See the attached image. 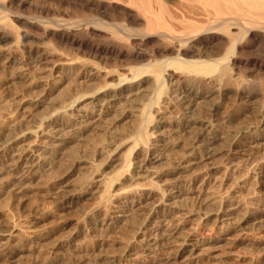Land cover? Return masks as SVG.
<instances>
[{
  "label": "bare ground",
  "instance_id": "6f19581e",
  "mask_svg": "<svg viewBox=\"0 0 264 264\" xmlns=\"http://www.w3.org/2000/svg\"><path fill=\"white\" fill-rule=\"evenodd\" d=\"M35 70L56 81L49 87L51 92L62 87L61 99L50 103L45 91L13 98L12 118L45 104L51 111L34 131L16 135L13 125L0 128V194L8 188L13 196L29 192L67 149L89 134L133 123L134 140L114 149L107 145L98 152L105 155L103 170L123 168L118 181L130 180L134 186L119 192L115 180L97 170L80 191L60 196L58 208L70 210L83 198L98 201L94 211L102 213L97 225L105 235L147 211L135 241L120 256H126L128 264H198L228 240L224 236L209 242L195 230L186 231L187 222L175 215L183 212L177 207L179 201L189 196L202 205L209 201L214 194L207 188L209 180L233 168L247 132L231 134L223 149L214 146L217 136L208 137L199 153L193 149L176 168L155 173L162 181L160 188L153 183L145 188L143 182L153 176L150 166L163 161L158 151L166 113L156 119L154 112L163 113L168 104L180 108L183 119L170 125L191 128L197 139L215 130L221 117L220 100L264 107V0H0V84L21 78L30 81ZM197 103L206 107L198 111ZM259 123L263 139L264 112ZM141 145L147 156L139 161L133 154ZM263 176L264 169L256 168L238 186L243 189L250 179ZM153 194L158 202L145 210L144 202ZM216 202L221 212L214 227L222 224L230 233L264 216H246L235 223L241 201L228 197ZM150 220L163 228L162 235L154 230L148 234ZM42 221L34 216L30 225L36 227ZM24 232L17 226L0 225V257L13 242H19L17 248L23 245ZM138 247L142 254L137 253ZM17 248L18 254L29 250ZM165 249H175V254L165 258L161 253ZM142 255L147 261H139ZM12 258L6 263L14 264L16 258Z\"/></svg>",
  "mask_w": 264,
  "mask_h": 264
},
{
  "label": "rangeland",
  "instance_id": "374dc122",
  "mask_svg": "<svg viewBox=\"0 0 264 264\" xmlns=\"http://www.w3.org/2000/svg\"><path fill=\"white\" fill-rule=\"evenodd\" d=\"M44 49L49 53L48 49ZM37 71H32L30 81L26 78H21L13 83L0 84L1 129L13 125V131L16 135L26 131H34L41 125V118L46 117L51 111L50 105L45 104L37 111L28 110L27 113L18 114L12 118L14 115L13 98L16 95L21 97L38 96L45 91L50 94L48 95V102L52 103L61 99L62 92L60 91L62 87H59L57 91L51 92L50 90L56 81L51 80L52 78H50L49 74ZM0 75H3V72H0ZM49 87L52 88L50 89ZM220 101L218 112L219 117L221 116L222 118L220 117V120L216 122L215 130L207 137L202 136L197 139L191 128L181 125V127L174 129L170 125L177 118L182 117L183 112L180 108L173 104H168L163 113L154 112L156 119H160L166 113L165 119L167 122L158 151L162 155L163 161L150 166L153 176L143 182L146 184L144 187L148 186L147 188L149 189L153 183L160 188L162 181H158V178H155L156 174L176 168L193 149L199 153L200 145L208 137L217 136V139L215 138L214 140V146L223 149L229 139H231V134L236 135L247 132L248 136L244 135L241 140L243 149H240V152H242L237 155L233 168L227 173L225 171L218 173L215 177L217 180H209L207 188L213 191L214 194L210 190L215 197L213 195L209 196V201L202 205L194 200L195 196H189V200L183 201L181 204H179V201L177 207L181 208L183 212H179L175 217L184 223L187 222L185 224L186 231L195 230L198 234L203 235L204 238L206 237L205 239H208L209 242L224 236L228 238V240L219 243L217 245L219 248L212 252L208 258L205 257V261L203 260V262L198 264H264V216L260 222L252 221V223H246L247 228L243 227L244 230L242 231H232L230 233L225 227H222V224L220 227H214L217 215L221 212V206L216 202V198L220 200L233 197L234 199L236 198V201H241L242 208L235 215V223L243 220L246 216V218H252L256 214L264 215V176L262 177L263 179L255 177L250 179L249 184L243 189L238 186L239 181L246 178L249 172H253L256 168L264 169V166H261L264 165V138H261L263 133L260 131L263 127L260 128L261 124L259 123L264 107L257 103L236 104L234 100L230 99ZM197 104L198 111L206 107L203 103ZM132 124L124 123L116 130H109L105 127L101 132L89 134L85 140L76 144L73 148L67 149L65 155L57 159L55 166L48 172L47 177L44 176L36 180L29 192L13 196L8 188L5 193L0 194V225L17 226L26 231L21 240L23 245H19L17 248L15 245L16 243L19 244V242H13V246L0 257V264H7L6 262L12 257L16 258L14 264H128L124 262L127 257L120 258V256H124L128 243L135 241V233L143 222L147 211L143 215H138L125 221L119 231L105 235L97 225V220L101 218L102 213L94 211L98 206V201L83 198L75 207L65 211H61L58 208L57 202L60 196L72 194L84 188L97 170H101L98 174L104 172L107 179L113 178L115 185H118L117 191L119 192L127 191V189L134 186V183L130 180L118 181L121 179L118 174L121 175L123 173V168H117L115 171L111 169H108L109 171L103 170L102 168L106 162L104 160L105 155L102 156L98 152L107 145H111V148L114 149L121 143L125 144L130 140H134L137 135L131 131ZM150 132L153 133L156 130H151ZM129 146L125 147L124 150H127ZM141 147L139 146V150H135L138 155L135 152L133 154L134 158L139 161L144 160L147 156L146 147L143 145ZM80 159L86 162L80 165L77 162ZM233 171L235 172L234 174ZM214 181L216 182L214 183ZM91 188L96 191V184H93ZM115 194L117 193L114 192L113 195ZM147 195L149 196V192H147ZM220 196L221 198H219ZM158 198V196L153 194L146 199L144 202L145 210L156 204ZM191 213H195L193 217L189 216ZM33 215L43 219L36 227L30 225ZM92 218L95 219L92 220ZM155 224L157 223L154 220H150L147 223L148 234L154 230L156 234L160 232L159 235H162L164 233L163 228H156ZM205 227L206 229H204ZM3 228V231L6 229L8 232L7 227ZM105 239L107 240L103 241ZM95 240H100L103 243L95 242ZM20 246L22 249L27 246L29 250L23 254H18L15 249H21ZM95 246L97 247L95 248ZM136 251L142 254L139 247ZM161 253L167 258L173 253L175 254V249H165ZM142 256H140L139 261H147Z\"/></svg>",
  "mask_w": 264,
  "mask_h": 264
}]
</instances>
